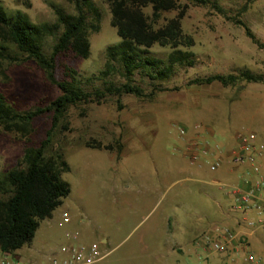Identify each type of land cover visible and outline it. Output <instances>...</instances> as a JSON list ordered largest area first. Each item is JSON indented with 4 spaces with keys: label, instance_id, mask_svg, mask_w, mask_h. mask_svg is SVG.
I'll return each instance as SVG.
<instances>
[{
    "label": "rangeland",
    "instance_id": "rangeland-1",
    "mask_svg": "<svg viewBox=\"0 0 264 264\" xmlns=\"http://www.w3.org/2000/svg\"><path fill=\"white\" fill-rule=\"evenodd\" d=\"M207 1L179 0L188 6L183 30L194 41L189 48L193 65L176 64L166 79L152 77L154 69L136 70L132 83L145 96L124 93L108 95L99 104L72 105L54 127L46 155L63 153L69 170L62 179L71 191L52 217L41 221L32 242L14 253L23 264H50L49 259L62 256L61 247L70 244L98 247L102 257L92 264H221L227 253L205 245L214 238L210 233L216 226L227 225L236 233L234 254L228 255L235 264H264L260 217L248 212L246 225L234 208L231 191L242 182L244 172L227 180L222 171L211 170L212 157L201 156L202 166L192 165L181 148L197 124L215 125L212 141L222 150L236 142L238 131L254 133L264 143V83H192L213 74H239L242 69L264 74V47L237 23L242 20L264 44V0ZM1 2L9 14L22 12L36 24L58 23L55 7L76 13L74 0ZM83 2L88 23L96 27L90 28L91 54L88 58L62 54L55 76L57 80L74 76L88 92L121 86L126 78L120 65L105 72L107 47L121 40L111 23V2L90 0L99 20ZM215 2L223 12L213 6ZM144 10L152 16L151 6ZM177 14L178 10L163 12L155 26ZM62 31L60 26L43 39L44 53L51 55ZM171 51L156 44L147 55L167 64ZM0 91L21 112L45 110L26 133L0 125L1 177L18 165L26 146L45 138L53 126V112L46 108L62 92L34 60L9 58H0ZM91 139L113 144L114 149L87 147L85 142ZM214 178H221L222 184H214ZM249 255L252 261L246 260Z\"/></svg>",
    "mask_w": 264,
    "mask_h": 264
},
{
    "label": "trees",
    "instance_id": "trees-1",
    "mask_svg": "<svg viewBox=\"0 0 264 264\" xmlns=\"http://www.w3.org/2000/svg\"><path fill=\"white\" fill-rule=\"evenodd\" d=\"M83 1L95 10L96 20H99V14L90 0H74L75 14H68L55 7L58 23L53 25L33 23L22 12L9 14L0 0V58L34 60L45 69L49 79L57 84L62 92L46 108L53 112V126L47 131L45 138L39 144L26 146L18 165L0 177V194L7 195L6 198H0V247L7 252L16 253L30 244L41 221L51 218L54 210L71 191L69 183L62 179V173L69 170L63 153L46 155L53 129L61 118L65 117L69 107L80 103L99 104L108 95L133 93L143 97L146 95L144 90L132 83L136 70L154 69L150 74L152 77L166 79L171 76L176 64L191 66L194 63V53L189 50L194 41L183 30V19L188 9L186 4L181 5L179 0H109L111 23L121 40L107 47L105 72H114L117 70L116 65H120L126 83L88 92L74 76L71 80H57L55 70L58 57L66 52H72L82 58H88L91 54L90 28L94 26L88 23ZM148 6L152 7L151 17L144 10ZM213 6L223 12L218 3H213ZM171 10H178V14L155 26L162 18L163 12ZM237 23L245 27L255 43L264 47L242 20H237ZM60 26L63 31L58 36L51 55H47L43 51V39L54 34ZM156 44L172 49L167 64L161 59L147 55L149 49ZM13 47L17 49L16 53L11 52ZM68 70L76 73L74 69ZM240 80L264 83V74L242 69L239 74H213L196 78L192 83L219 82L228 86L235 85ZM44 111L37 108L34 111L21 112L0 91V125L5 130L26 133L32 121ZM85 145L114 149L113 144H104L97 139L88 140Z\"/></svg>",
    "mask_w": 264,
    "mask_h": 264
},
{
    "label": "built area",
    "instance_id": "built-area-1",
    "mask_svg": "<svg viewBox=\"0 0 264 264\" xmlns=\"http://www.w3.org/2000/svg\"><path fill=\"white\" fill-rule=\"evenodd\" d=\"M196 127L199 128V125ZM182 137L186 128L180 129ZM198 142H193L197 147ZM208 148L203 147V153L207 154ZM264 155V143L256 140L254 133L237 132L236 143L231 148L232 162L235 165L250 163L251 167L240 184L233 186L231 193L235 196L234 208L240 212H255L260 218L258 222L264 225V167L258 163V159ZM198 152L193 153V160L198 159ZM222 165L220 158L211 163V170L215 171ZM65 220L69 217L65 214ZM251 223V222H250ZM253 223V222H252ZM211 242L207 244L219 253H227V260L221 264H235V258L228 253L236 247V233L231 226H216L211 233ZM76 238V236H74ZM62 256H53L49 259L50 264H92L98 261L102 255L98 247L70 244L61 247ZM252 261L253 256L246 257ZM0 264H23L14 253L2 250L0 247Z\"/></svg>",
    "mask_w": 264,
    "mask_h": 264
},
{
    "label": "crops",
    "instance_id": "crops-1",
    "mask_svg": "<svg viewBox=\"0 0 264 264\" xmlns=\"http://www.w3.org/2000/svg\"><path fill=\"white\" fill-rule=\"evenodd\" d=\"M197 125H199V124H197ZM214 127H215V125H212V124H210V125H202L201 124V127H199V128L195 127L194 130L192 129L190 131V135L188 137L184 138L185 139L184 146L181 147L183 149L182 150L183 153L185 155H187V157L190 158V162L192 165L198 164V166H202V162L201 161L198 162L200 160L201 156H209L210 158L212 157L211 163L214 162L216 159L220 158L222 161V165L215 171L216 172L222 171L221 175L224 174V177L226 176L225 179H227V180L236 179L235 178V176H237L236 172H238L240 170L244 172L243 174L247 175L248 170L251 167L250 163H245L242 165H235L232 162V157H231V148L232 147L231 146L234 145L236 142L233 143L230 146V148L227 150H222L220 147V145H221L220 143H218V142L213 143L211 136H214L216 134V129ZM236 134H237V132H236ZM193 142H198L197 147H195L193 145ZM203 147L208 148L209 152L207 154L203 153ZM195 152H198L199 157H198V159L193 160L192 155ZM257 161L259 164H261L264 167V155L262 158L258 159ZM213 183L216 185H220V184H222V180H221V178H214ZM239 213L241 216L239 219L243 218L245 224L247 225L248 219H249L247 213H244V212H239ZM242 232L246 233L243 230H242ZM208 235H209V233H208ZM206 246H209V245H207V243H206L205 247ZM178 249L180 250V248H178ZM230 253L234 254V252H232V251ZM228 255H229V253H228Z\"/></svg>",
    "mask_w": 264,
    "mask_h": 264
}]
</instances>
